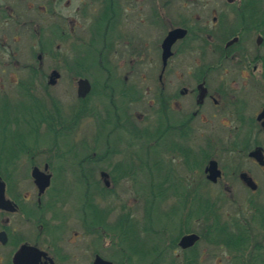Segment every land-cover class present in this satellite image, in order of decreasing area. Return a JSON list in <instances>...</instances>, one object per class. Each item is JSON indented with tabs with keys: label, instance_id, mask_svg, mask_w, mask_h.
<instances>
[{
	"label": "flooded vegetation",
	"instance_id": "flooded-vegetation-1",
	"mask_svg": "<svg viewBox=\"0 0 264 264\" xmlns=\"http://www.w3.org/2000/svg\"><path fill=\"white\" fill-rule=\"evenodd\" d=\"M77 15L83 16L87 30L94 32V35L88 34L89 43L94 44L96 36L101 40L94 50L98 62L86 64V72L96 68L109 75L158 73L154 78L153 98L148 102L156 105L152 110L162 116L163 129L157 137L165 141L166 152L183 150L187 139L194 138L199 132L193 123L197 119L204 121L205 116L209 120H222L226 128L219 132L227 137L224 148L228 156L222 165L214 159L220 171L216 181L208 180L206 173L208 161L213 158L207 161L204 169L206 180L218 188L213 196L216 202L222 197L233 202L235 189L249 191L252 195L260 191L264 194V0H0V33H8L10 24L35 23L42 31L46 28L52 31L56 26L53 30L56 34L60 25L74 20ZM43 22L45 25L42 26ZM70 22L74 24V21ZM145 26L151 28L153 35L143 30ZM15 33L21 36L22 30L17 29ZM61 34L69 38L72 32L67 30ZM154 55L158 64H145ZM27 68L43 72L42 66L23 67ZM52 78L56 80L54 83ZM59 78L60 73L53 69L48 83L56 85ZM82 78L91 84L86 97L78 95V82ZM125 79L106 80L100 87L98 96L109 101L104 108L102 103L92 106L90 98L96 92L94 83L87 77H79L77 81L81 106L74 107H82L86 113L83 117L99 120L101 129L105 130L103 150L94 161L100 163V177L106 187L121 183L124 174L130 173L134 177V167L129 163L123 166L121 133L131 135L127 146L133 153L134 165L133 148L139 137L136 104L140 93L136 81ZM114 94L119 97V103L114 101ZM72 109L73 106L69 107V111ZM157 132L160 129L151 131L152 135ZM215 133L217 131L210 130L206 135L214 137ZM32 148L35 147H30L27 154ZM54 148L62 147L56 145ZM76 151L79 150L75 146L54 150L57 153L54 157L63 160L60 166L54 167L53 160L45 161L43 167L32 165V193L27 194L22 189L26 178L0 175L8 201L0 207V264H98L99 258L110 264H138L137 245L130 244L134 232L132 213L127 225H124L122 214L116 224L110 226L118 233L119 241L112 250V255L118 258H108L96 249L91 251L90 241L86 245V236L107 228L106 215L90 202L89 196L86 208V189L82 216L75 218L76 225L69 224L70 214L61 207L67 197L53 187L55 177L62 173L75 174L86 186L95 173L93 166H88L86 172V158L83 159L84 167L67 160L75 156ZM254 152L260 154L262 163L252 155ZM36 167L50 175V184L44 190L33 176ZM252 206L254 212L264 209L259 200L258 204L252 202ZM87 209L92 210L91 216ZM254 215L258 216L260 212ZM214 216L218 217L215 222H226L221 221L219 210L214 211ZM238 220L235 217L234 221L229 220L224 225L215 224L214 231L224 227L228 233L224 237L243 240L226 245L218 242L213 246H225L234 253L231 258L241 259L236 261L237 264H249L247 249L254 236L249 231L251 226L237 224ZM98 221L103 223L96 224ZM258 228L264 237V224ZM184 235L180 236L176 247L168 246L150 264H170L172 261L185 264L186 251L195 247L201 235L193 246L183 248L180 240ZM86 252L89 260H86ZM201 255L199 253V262ZM251 258L253 264H264L263 258Z\"/></svg>",
	"mask_w": 264,
	"mask_h": 264
},
{
	"label": "rangeland",
	"instance_id": "rangeland-1",
	"mask_svg": "<svg viewBox=\"0 0 264 264\" xmlns=\"http://www.w3.org/2000/svg\"><path fill=\"white\" fill-rule=\"evenodd\" d=\"M84 20L81 15L74 16V20L70 19L66 24L60 25L58 32L56 31L58 35L53 32L56 26L52 27V31L51 28H46L42 31L38 28L39 25L35 23L21 26L10 24L8 33L5 35L0 33V125H4L2 122L4 115L8 114L11 118L21 115L18 106L20 101H26V105L32 104L29 98L21 99L20 84L28 76L27 71L29 69H23V67L36 65L42 66L43 72L39 73L35 78L33 92L46 95L49 99L56 98L61 104L64 116L71 113L69 107L74 105L81 106L77 96V81L79 77H87L94 83L97 93L95 92L91 96L90 101L92 106L102 103V108L109 105L108 99L98 96L100 87L104 85L106 80L111 82L121 79L126 80L125 78H127V80L132 82L136 81L138 83V91L141 94V98L136 104L138 126L143 128L150 126L151 131L160 129V132L154 133V135L149 134L148 136L138 137L137 145L133 148L135 152L134 160L136 161L134 165L133 153L130 152L127 146L131 135L126 132L121 133L123 139L121 143L123 166L125 167L129 163V165L134 167V177L132 178L130 173L124 174V179L121 183L111 184L109 187L105 186L103 179L100 177V163L94 161V158H98L103 150L105 130L104 128L101 129L99 120L90 117H81L75 126L76 129L69 133L66 132L75 124L67 119L66 124L62 125L57 120L55 122L57 127L55 128L60 130V132L56 135H52L48 131L47 125L43 124L38 137L26 135L24 139L28 148L35 147L31 149V153L18 152L15 158L10 154V161L2 163V170H5L7 166V170L3 173L7 177L14 174L16 177L26 178L22 189L26 193H32L34 190V185L30 179L32 165L36 164L43 167L45 161L53 160L54 164L52 165L54 167L60 166L63 160L54 157L57 153L53 151L66 150L75 146L79 151H76L75 156L73 155L67 160L84 167L83 159L86 158V172L88 166H93L95 168L94 176L89 180L90 182L88 181L89 183L86 182L85 186L75 174L62 173L55 177L53 187L55 186L63 193V196L67 197L61 202L63 203L61 207L70 214V225H76L78 222L75 218L79 217L78 215L82 216L83 210L81 208L84 206L85 189L86 208L89 196L91 198L90 202H93L106 215L107 228L97 229L89 237L86 236V245H89L90 241L91 248H93L91 251L96 249L108 258H118L117 255H112V250H114L115 243L119 241V237L115 229L111 230L110 226L115 225L122 214L124 216V225H127L130 222L132 213L134 232L130 244L133 245L134 243L137 245L138 264H150L156 255L159 256L160 253L162 254L166 251L168 246L171 245V240L178 235L186 231L199 234L203 231L202 218L197 214H189V212L194 213L191 209L195 205L192 198L197 192L201 195L207 194L214 201V210L217 212L219 210L221 221L232 222L236 217L237 220L239 219L237 224L251 226L249 231L254 237L251 238L247 249L250 258L249 264H253L251 257L264 259V237H261V230L258 228L260 220L254 215L252 209V202L258 204V200L259 202L262 201L264 205L263 191L252 195L249 191L235 189L233 202L228 199L226 201L223 197L221 198L222 200L216 202L213 196L218 191V188L206 180L204 169L207 161L213 158L222 165L226 160L225 156H228L224 148L227 143V137L222 135V131L219 132V130H225L226 128L222 125V120H209L205 116L204 121L197 119L193 123L196 124L199 132L194 138L187 139L183 150L177 149L166 152L165 141L163 139L159 140L157 137L163 129L162 116L152 110V107H156V105L153 106L151 102H148L153 98V92L156 88L154 78H157L158 73L153 74L150 71L135 74L118 73L115 74L116 76L118 75L115 79L114 74L109 75V73H103L96 68L92 69L93 71L91 72L80 70L75 64L78 61H82L83 58L85 64L98 62L94 50L95 46H100L101 41L100 37L96 36L94 44L89 43L88 34L94 35V32L91 33L87 30V24ZM70 21H74V24ZM45 22L41 23V25H45ZM145 27L146 29L143 30H148L153 35L151 28ZM17 29L22 30L21 36L15 33ZM67 30L70 33L72 32L69 38L61 34L62 31L65 32ZM39 55H41V58H38ZM146 62L145 64L148 65H157L158 58L154 55L150 61ZM53 69L60 73V78L56 85L48 83ZM78 69L83 74L82 76L77 75ZM109 91L111 89H108ZM2 95H7L10 98L7 114L4 110ZM114 101L116 103L120 101L115 94ZM49 106L51 107L52 104ZM224 122L226 121L224 120ZM19 127L20 132H26L23 124ZM210 130L217 131L214 137L206 135L209 134ZM14 132V130H8L3 134L2 130H0V143L3 137L6 136L5 149L11 147L13 142L16 141ZM200 133L202 136L199 135ZM207 140H212V143H210L214 147L211 149L207 147ZM153 142L156 143L152 144ZM56 145L62 148L55 149L54 146ZM88 146H90V149H88ZM186 148L190 149L188 160L184 151ZM203 149L206 151L209 149V158L205 163L203 162ZM33 150L35 151L33 152ZM93 151H96V154ZM203 163L204 165H202ZM159 184L166 188V193L163 197L160 194L161 185ZM220 193L223 192L220 191ZM184 198H187L185 204L183 203ZM237 211L238 215L235 213ZM86 212L88 215L90 213L92 215V210L87 209ZM197 246L198 253H203L200 264H237L236 261H241V259L231 258L234 253L225 246L214 247L211 244H206L203 240H200ZM250 246H253V248ZM86 250L89 249L86 248ZM89 259L90 256L86 252V260Z\"/></svg>",
	"mask_w": 264,
	"mask_h": 264
},
{
	"label": "trees",
	"instance_id": "trees-1",
	"mask_svg": "<svg viewBox=\"0 0 264 264\" xmlns=\"http://www.w3.org/2000/svg\"><path fill=\"white\" fill-rule=\"evenodd\" d=\"M75 65H77V67L80 68V70L83 71L86 70V64L84 58L82 61H78ZM30 66H35V65H30ZM27 72H28L27 79L22 80L20 84V89L22 91L21 99L29 98L32 104L26 105L25 104L26 101L23 100L20 101L18 106H19V112L21 111V115H16L13 118L9 117V115L7 114V110L9 108L10 98L7 95H2L4 100L3 102L4 110L7 115H4L3 117L2 122L4 123V125L3 126L0 125V130H2L3 134H5L8 130H14L15 131L14 136L16 137V141L13 142L11 147L5 149L6 136L3 137L2 135L3 139L2 142L0 143V175L3 176L4 178L6 177V175L3 172L7 170V166L5 170H2L3 168L2 163L10 161L9 160L10 154H12V156L15 158V156L18 155L17 154L18 152L27 153L26 151H28L29 148L26 146L27 142L24 140L26 138V135L35 138L38 137V135L40 134V129L43 124L47 125L48 131L52 135H56L58 133V132L56 133V128H55L57 127V124L55 123L57 120L58 123L62 125L66 124L67 119L71 120L72 123H74L75 125L71 126L69 130L74 129L76 124H78V122L80 121L81 117H83L86 114L82 107H79L80 111H77L79 108L73 106L71 113L66 114L64 116L61 110V104L58 102V100H56V98L49 99L47 98L46 95H40L33 92L32 89L34 87V81L37 75H39V73L35 71L33 68L31 69V71L28 70ZM77 75L82 76L83 74H81V72L79 71ZM139 98H141V94L139 95ZM50 104H52L51 107L49 106ZM21 124H23V126L25 127L26 130L25 133L19 131L20 130L19 126H21ZM137 128H138L139 137L148 136L149 134H152L150 130V126H147L145 128L138 126ZM206 146L209 147L210 149L214 147L213 144H211L209 141L206 142ZM184 151L187 156L186 159L188 160L190 149L188 150V148H186V150ZM202 154L204 155L203 162L205 163L209 158V149L208 151L203 149ZM204 163L202 165H204ZM165 193H166V188H163V186L161 185V192H160L161 197H163ZM183 200H184L183 203L185 204L187 198H184ZM192 201H194L193 203H195V205L191 207L192 212L194 211V213L189 212V214H197L200 218H202L203 231H201L200 235H201V240H203L206 244L213 245L219 242L226 245L229 243L243 240L242 238L233 239V238L224 237L228 235L224 227L222 228L219 227L217 232L215 233L214 225L215 224L224 225L226 224V222L214 221L215 218H218L214 216L215 203L208 197L207 194L201 195L200 193L196 192L195 196L192 198ZM92 207L95 206L93 205ZM257 210L254 213L260 212L261 216L258 215L257 217L260 220V224H264V216L262 215L264 213V209L261 208ZM261 211L263 213H261ZM102 223L103 222L98 221L96 224H102ZM187 233H189V231H186L178 235L174 239H172L171 247L172 248L176 247L180 236ZM197 244L192 249L186 251L187 254H186L185 264H200L199 253L197 251L198 250ZM154 264H164V263L156 262ZM170 264H177V263H174V261H172Z\"/></svg>",
	"mask_w": 264,
	"mask_h": 264
},
{
	"label": "water",
	"instance_id": "water-1",
	"mask_svg": "<svg viewBox=\"0 0 264 264\" xmlns=\"http://www.w3.org/2000/svg\"><path fill=\"white\" fill-rule=\"evenodd\" d=\"M166 57V56H165ZM55 78L51 79V82L54 83ZM90 81L86 78H82L78 82V95L81 97H86V94L90 91ZM258 162L262 163V159L260 158V154L258 152H254L252 154ZM207 179L210 181H216L217 177L220 176V171L217 168V162L214 159H210L206 166ZM33 176L36 178V182L41 190H44L50 184V175L41 171L38 167H36L33 171ZM1 178V177H0ZM251 185V182L248 181ZM8 201L5 198V184L0 179V207H3ZM200 240V235L197 233H189L184 235L180 240V246L183 248H189L193 246L196 242ZM98 264H110L108 261H104L102 259H98Z\"/></svg>",
	"mask_w": 264,
	"mask_h": 264
}]
</instances>
